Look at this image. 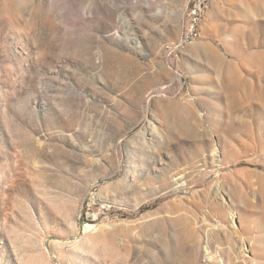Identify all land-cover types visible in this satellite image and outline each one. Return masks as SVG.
<instances>
[{"label": "rangeland", "instance_id": "rangeland-1", "mask_svg": "<svg viewBox=\"0 0 264 264\" xmlns=\"http://www.w3.org/2000/svg\"><path fill=\"white\" fill-rule=\"evenodd\" d=\"M189 3L0 0V264H264V0Z\"/></svg>", "mask_w": 264, "mask_h": 264}, {"label": "built area", "instance_id": "built-area-1", "mask_svg": "<svg viewBox=\"0 0 264 264\" xmlns=\"http://www.w3.org/2000/svg\"><path fill=\"white\" fill-rule=\"evenodd\" d=\"M212 0H194L192 4V8H190V16L188 17V20L186 22V29H185V42L183 45H190L193 42L199 40L202 38V36H198V28L199 25H202V11L206 8L207 4L210 3ZM181 47V46H180ZM90 213H88L89 215ZM96 220L98 218V214L95 215ZM89 217V216H88ZM91 218V216L89 217ZM92 220H88V224L94 225L90 223Z\"/></svg>", "mask_w": 264, "mask_h": 264}, {"label": "bare ground", "instance_id": "bare-ground-1", "mask_svg": "<svg viewBox=\"0 0 264 264\" xmlns=\"http://www.w3.org/2000/svg\"><path fill=\"white\" fill-rule=\"evenodd\" d=\"M193 2H194V0H190L189 6L187 8V13H186L187 20H188V17L190 16V8H192ZM210 4H211V2L207 4L205 9H203V11H202V20L205 19V16H206V13H207V10H208ZM187 20H186V22H187ZM202 26H203V22H202V25H199L198 36H202ZM185 29H186V25H185L184 31H185ZM184 31H183L182 38H181V41H180V45L181 46H185V45H183L184 42H185V32ZM96 228H97V226L90 225V224L85 227L87 232L88 231H93Z\"/></svg>", "mask_w": 264, "mask_h": 264}]
</instances>
